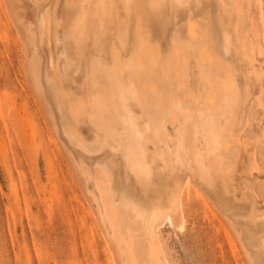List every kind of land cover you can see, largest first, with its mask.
Wrapping results in <instances>:
<instances>
[{"label":"bare ground","instance_id":"bare-ground-1","mask_svg":"<svg viewBox=\"0 0 264 264\" xmlns=\"http://www.w3.org/2000/svg\"><path fill=\"white\" fill-rule=\"evenodd\" d=\"M3 1L111 264H171L190 193L264 264V0Z\"/></svg>","mask_w":264,"mask_h":264},{"label":"rangeland","instance_id":"rangeland-1","mask_svg":"<svg viewBox=\"0 0 264 264\" xmlns=\"http://www.w3.org/2000/svg\"><path fill=\"white\" fill-rule=\"evenodd\" d=\"M57 4L51 24L60 14ZM15 29L0 0V264H111L92 210L29 83L26 51ZM50 30L54 41L45 48L47 62L58 53L53 50L59 29ZM190 195L184 229L167 222L161 227L170 263L240 264L219 218L207 215Z\"/></svg>","mask_w":264,"mask_h":264}]
</instances>
